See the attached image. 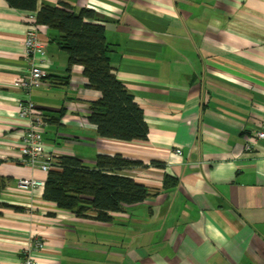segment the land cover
I'll return each mask as SVG.
<instances>
[{
  "label": "crops",
  "instance_id": "0c3cea01",
  "mask_svg": "<svg viewBox=\"0 0 264 264\" xmlns=\"http://www.w3.org/2000/svg\"><path fill=\"white\" fill-rule=\"evenodd\" d=\"M61 2L97 14L148 135H98L89 113L100 92L82 66L67 70L57 31L41 26L46 77L30 98L47 117L45 153L139 161L122 173L153 194L103 222L93 210L58 209L43 187L18 186L46 173L20 162L26 96L14 80L29 68L30 12L0 0V264H19L34 238L44 243L31 248L39 264H264V139L255 135L264 123V0H39L37 8Z\"/></svg>",
  "mask_w": 264,
  "mask_h": 264
},
{
  "label": "trees",
  "instance_id": "16d2710c",
  "mask_svg": "<svg viewBox=\"0 0 264 264\" xmlns=\"http://www.w3.org/2000/svg\"><path fill=\"white\" fill-rule=\"evenodd\" d=\"M6 1L18 10L34 12L40 26L56 30L57 43L68 55L67 70L73 65L82 66L87 86L100 92V98L90 103L89 113L100 137L125 141L147 138L143 111L115 75L104 26L97 21L93 10L75 11L66 2L56 6L43 4L38 9L39 0ZM139 164L119 154H99L92 163L76 156H59L46 172L42 197L76 216L93 210L96 220L109 221L111 212L140 203L153 194L145 185L122 173L123 169ZM172 181L166 176L164 187Z\"/></svg>",
  "mask_w": 264,
  "mask_h": 264
},
{
  "label": "built area",
  "instance_id": "2783aa9c",
  "mask_svg": "<svg viewBox=\"0 0 264 264\" xmlns=\"http://www.w3.org/2000/svg\"><path fill=\"white\" fill-rule=\"evenodd\" d=\"M26 22L24 33V52L29 68L25 75L15 78L14 84L20 88L26 98L18 102V118L22 123V134L20 137L19 151L22 154L21 163L26 166L38 168L47 172L51 165V158L45 153L42 137V129L46 124L47 117L38 110L36 104L31 100L32 90L39 88L46 77L43 66L47 64L46 50L44 44L39 39L40 25L37 23L36 15L30 12L23 16ZM255 135L259 139H264V123H262ZM246 150L251 149V145H245ZM175 154L181 155L180 148L175 150ZM18 186L22 189L42 188V179H20ZM44 245L41 239L34 238L30 246L21 251V261L19 264H39L38 259L32 254L31 248L40 249Z\"/></svg>",
  "mask_w": 264,
  "mask_h": 264
}]
</instances>
